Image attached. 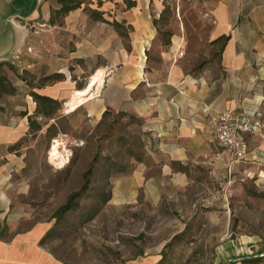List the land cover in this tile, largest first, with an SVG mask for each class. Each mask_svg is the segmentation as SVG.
<instances>
[{
    "label": "rangeland",
    "instance_id": "374dc122",
    "mask_svg": "<svg viewBox=\"0 0 264 264\" xmlns=\"http://www.w3.org/2000/svg\"><path fill=\"white\" fill-rule=\"evenodd\" d=\"M16 1L0 0V77L5 79L0 123L18 126L22 113L29 115L27 132L0 144V189L10 198L5 218L10 227L1 229L3 236L40 228L39 242L65 264H129L153 254L159 257L156 264H230L237 257H244V264H264V157L214 172L195 169L186 185L167 184L155 202L140 190L131 201L118 202L113 184L146 153L138 120L111 111L100 121L88 120L82 111L63 117L67 108L62 111L61 103L50 116L37 114L30 93L57 81L46 77L53 74L56 57L73 47V38L68 44L62 33L63 16L50 26L40 13L14 21V44L8 16L20 10ZM37 1L58 7L55 0ZM81 1L89 16L101 3ZM196 2L202 0L165 4L154 19L162 42L179 27V10L188 18L189 39H206L201 21H195L202 6ZM193 27L200 29L190 32ZM29 117L41 128L29 124ZM8 153L19 161L5 163Z\"/></svg>",
    "mask_w": 264,
    "mask_h": 264
},
{
    "label": "crops",
    "instance_id": "0c3cea01",
    "mask_svg": "<svg viewBox=\"0 0 264 264\" xmlns=\"http://www.w3.org/2000/svg\"><path fill=\"white\" fill-rule=\"evenodd\" d=\"M99 1L93 10L106 21L93 19L83 7L63 15L62 33L67 34L68 44L73 38V47L56 57L52 73L62 77L34 91L59 101L62 111L67 108L63 117L82 111L88 120L100 121L111 111L138 120L146 153L113 184L115 200L129 202L140 190L155 202L167 184L186 185L189 172L195 169L214 172L220 166L227 169L248 159H263L264 128L258 135H242L246 159L232 162L227 152L217 155L219 149L208 132L209 116L202 107L210 105L213 112L243 111L264 120V0L196 2L202 6L195 10V21H201L206 39H189L188 18L179 10V27L166 42L160 40L154 19L169 0ZM16 3L20 10L8 16L14 44L15 20H32L40 13L47 22L50 18L48 2ZM199 29L193 27L190 32ZM198 40L210 44L204 47ZM99 71L104 75L102 83L94 86L93 96L73 108V99ZM27 115L22 113L18 126L0 123L1 145L27 132ZM6 158L7 164L19 161L11 153ZM9 201L0 189V264H65L39 242L40 228L3 236L1 229L10 227L5 221ZM158 258L153 254L129 264H156ZM243 258H234L230 264H244Z\"/></svg>",
    "mask_w": 264,
    "mask_h": 264
},
{
    "label": "built area",
    "instance_id": "2783aa9c",
    "mask_svg": "<svg viewBox=\"0 0 264 264\" xmlns=\"http://www.w3.org/2000/svg\"><path fill=\"white\" fill-rule=\"evenodd\" d=\"M202 111L209 116L208 132L219 149L217 155L227 152L232 162L246 159L248 149L242 135L260 134L264 128V120L237 110L213 112L207 104L203 105Z\"/></svg>",
    "mask_w": 264,
    "mask_h": 264
},
{
    "label": "trees",
    "instance_id": "16d2710c",
    "mask_svg": "<svg viewBox=\"0 0 264 264\" xmlns=\"http://www.w3.org/2000/svg\"><path fill=\"white\" fill-rule=\"evenodd\" d=\"M55 1L58 4V7L55 8L50 7V18L48 20L49 24H54L58 17L65 15L66 13H68L73 9L79 8L83 3L81 0H55ZM91 16L95 20L106 21L105 19H103L101 12L93 9L91 10ZM113 24H115L116 26H120L115 21L113 22ZM60 77H62L61 74L53 73L52 75H48L46 78L59 79ZM4 81H5L4 77H0V93L2 92V90H4L2 88H5ZM30 96L36 102L37 105L35 109L36 113L43 116H50V114H52L54 109L58 108V106L60 105L59 101L45 95H40L35 91H32L30 93ZM28 120H29V124H36V129L41 128L40 124L30 119V117L28 118ZM65 208H68V205H66L63 209ZM252 261H255V259H252Z\"/></svg>",
    "mask_w": 264,
    "mask_h": 264
},
{
    "label": "bare ground",
    "instance_id": "6f19581e",
    "mask_svg": "<svg viewBox=\"0 0 264 264\" xmlns=\"http://www.w3.org/2000/svg\"><path fill=\"white\" fill-rule=\"evenodd\" d=\"M102 75L103 73L99 71L95 76L99 78L98 82H95L93 80L90 81L89 85L83 89L77 96L76 98L73 99V107L77 108L81 103H83L87 98L93 96L94 94V86L96 85L97 87L102 83ZM96 87V88H97ZM101 87V86H100ZM96 91V90H95ZM58 163V161L56 162Z\"/></svg>",
    "mask_w": 264,
    "mask_h": 264
}]
</instances>
